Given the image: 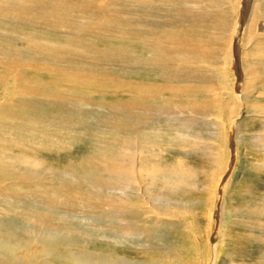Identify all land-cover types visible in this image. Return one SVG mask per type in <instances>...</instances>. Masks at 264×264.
Masks as SVG:
<instances>
[{"label": "bare ground", "instance_id": "obj_1", "mask_svg": "<svg viewBox=\"0 0 264 264\" xmlns=\"http://www.w3.org/2000/svg\"><path fill=\"white\" fill-rule=\"evenodd\" d=\"M135 1L137 2L136 5L143 4L142 0H128V3H135ZM155 1L156 30H154V27L151 30H149L150 28H144L146 33L151 32L150 37L148 36V38H146L148 44L152 45L155 51L159 50V52L164 54L163 59L156 58V64L154 65L160 67L159 69L162 71L164 70L165 73L163 74L165 76H173L174 78L184 77L186 78L185 80L193 83L199 81L202 82L200 87H205L204 85L207 84L206 86H208V89L213 92L211 93V97L208 101L205 100L206 102H203V104L189 100L186 103L177 105L169 102L170 106H167L166 104H159L160 98L156 99V105L152 102L151 98L145 97H141L140 102H132L131 100L126 103H123V101L120 102L123 104L118 102L117 104L114 103L112 105H109V103L105 100H94L97 107H102L103 116L100 114L97 115L96 126L88 125L91 128L87 129L85 127L87 125H83L84 128L80 127L81 125H77V123L75 124L73 120L78 117L88 118L89 116L79 113L74 109L70 112L71 115H74L75 117L73 120L70 119L71 123L70 121L68 122V117L57 118L59 109L62 111H65L66 109L70 110V108H66L63 105L61 106V104H80V102H78L75 98L82 97L76 95L73 97L70 92L61 87L63 86L61 82H56L54 80L47 82L32 75L37 72L47 73L51 78L54 77L55 79H60L61 75L63 77L68 75V77L75 78V81L70 79L71 81H74L72 83L78 84H81L79 82L83 80L93 81V83L96 82V80H105L109 83H116L117 86L123 84L119 79L120 75L124 74L129 68L139 67L142 64L141 62H147L148 64L146 65L154 67V65H152V60H150V62L141 61L137 59V56H134V62L127 61V66L122 68L121 72L116 71L118 68L116 70H110L105 66H101L99 67V69H101L99 71L105 73H103L102 76L94 77L97 75L92 76L93 73L85 71L86 69L88 70V66L91 67L92 63L96 65L97 62H94V58L97 59L98 57H105L106 55L114 57L115 55L110 54V52H102V50L96 47L93 48L89 46V42L92 41L93 43L95 40H106V38L109 39L114 35H120L121 37H123V35L143 37L142 34H138V31L141 29L140 25L137 23L134 24L135 22H139L135 21L137 18L134 17V19L130 21L131 18L126 15L127 12L125 9L119 10V8L112 7L118 5L113 0L108 6H104L103 4L100 5L96 2H92V0H0V20L4 19L3 17L18 20L13 23H8L6 20H3L6 24L0 27V64L8 69L5 73L0 72V139L3 140L4 136H11L13 138L24 137L26 138L24 141H29L28 144L17 141L14 142H16L18 146L23 145L25 148L27 147V150L33 145V143L40 145L41 147H55V144L53 143L54 139L60 138H65V142H67L66 139H70V141H87L89 137H87L86 133L88 134L89 132L94 133L95 136L96 134L101 135L100 137L110 136L111 138H107L109 141H113V138L120 139V141H122L121 145L102 142L101 140L95 144L97 145V149H99L98 145L103 146L105 149H102V153H105L104 155H107L112 159L110 163L107 162L103 164L104 167L100 172L103 176H107L108 172L110 177L113 179L112 172L105 169H107V166L110 167L109 164H114L117 166V171L113 170V172L117 174V179H128L126 186L119 188L120 193L116 191L113 193L109 192L111 193L110 196H113L116 199L103 198L104 195H108L106 190H101L103 187L100 189H98V187H94V189H92L93 191H88L87 189L88 192H85L87 196H82V189L74 186H68L69 184H61L60 189H52L53 192H49V194L42 191L43 193L39 195L41 196L39 197L41 200L48 202L54 201L52 205L48 202H41L43 203L42 205L45 204L48 208L53 209V212L49 209V211H46L43 207V210L35 211L34 213L31 211V214L27 213L29 215L24 216L23 218L26 221L35 224L31 229L26 228L27 230H21V228L11 226V224L6 223L8 222L7 220L3 222L0 219V264H15L14 258L16 257V253L18 251L24 252L26 257L24 259L26 262L28 261V264H32L40 255L46 256H44L45 260L42 264H134V261L130 259L111 256L104 250L87 249L86 245L88 244H86V242H77L73 245L79 249L74 248L73 251L66 250L67 248L73 247L71 242H69L70 240H66L73 234H71V232L69 233V230H63L57 226V222L62 219L60 216L62 215V212L57 207L58 205L74 207L79 205L82 199H84L86 209L89 211H97L101 217H104V213L102 212L104 205L110 206V203H112V205H117V215L114 214L115 216L113 217L115 221H121L123 213L127 210L128 215H131L132 219L136 218L138 222L142 224L143 228H146L145 230L143 229L144 232L146 231V234H151L152 231H156L157 225L158 229H161L163 226L167 225L169 227H174V223L177 224L179 221H188L189 228L186 229L188 235L183 233L182 230L176 229L177 234L173 236V239L171 238L174 245L171 251L157 252L156 254V247L152 248L148 246V244H144L145 247L140 251H142L145 255H148L150 259L146 262L149 264L217 263L218 247L217 243L213 242L217 233L216 230L214 232V229H216V227H220L219 224L221 220L214 224L215 220H212L211 218V230L207 236H203L207 242V249L205 251L201 249V255H197L199 249H195L193 246L189 245L192 237L195 238V242L197 244L205 242L202 241V237L200 238L199 235L195 233L199 227L194 221H192L193 219H188L185 216L189 203L181 197L185 190L184 194L193 188V186H190L189 184V188L185 186V178L190 179V176L187 175L186 167L180 162L163 165L164 163L158 161V157L160 156V152L162 150L159 148H156V152L154 150L153 145H162L159 143L161 141L163 143L165 138L167 139L171 137L172 135L170 134V131L173 129L171 130V126L167 123L164 124V127L160 126L158 123L156 124V127L145 126V128H141V125L151 113H155L153 111H156V116L161 114L165 115L167 118L174 117L179 120L178 122L180 125H187L189 124L190 119L193 120L192 118H196L197 116L205 118L215 116V110L213 109L214 105L223 104L225 99H229L228 101H230L231 96L233 98L234 92L231 85L233 84V74L231 73V80L228 81V91L226 88V83L228 84V82L225 83L222 81V75L218 74L216 69L220 72H224L225 70H233L234 68L232 56L233 32L240 23L238 20V13L241 10L240 7L244 6L245 8L247 6V1L227 0V3H230L231 6H222L223 4L221 0ZM129 4L124 2L122 5L128 12L131 11L130 13H133L132 9L128 8ZM131 5L132 4H130V6ZM228 7H231V11ZM249 12L250 19L249 21L247 20L248 23L244 26L241 33V46H238L237 48V53L240 51V72L242 74L240 76H242L243 80V82L241 80L243 88L240 91V95H242L243 100L248 98V94L253 89H258L261 85H264V31L262 32L260 31L261 29H259L262 26L264 27V0H254ZM122 13L124 15H122ZM145 13L146 12H144V14ZM126 19L128 20L127 22ZM127 23H129V27L127 26ZM124 24L126 26L120 27ZM150 25H148V27ZM22 27H33L36 30L34 32H29L27 30H22ZM41 29L44 34L45 31L53 32V35L54 32H62L67 35L66 38L68 39H65L64 43L57 41V38H54L55 40H53V38L51 39L43 35ZM8 31H12L14 33L21 43L20 46L13 41L14 36L8 33ZM117 38L120 39V37ZM24 42L25 45L23 44ZM22 44L24 46H22ZM85 46L88 49H85ZM62 47L69 48L66 49ZM129 49V47L124 46V48L118 49L120 50L118 52L119 54H121L120 52H126L127 54L129 52L130 54L135 55V53H131ZM86 56L93 57L91 58V62H88V59L85 58ZM84 64L86 65L84 66ZM157 72L159 71L157 70ZM127 73L128 72L125 74ZM126 82L128 83V81ZM203 82H206V84H203ZM52 84L58 85L55 87L52 86ZM82 85L84 86V84ZM129 85H132L133 88L136 89L137 94L141 95L144 93L141 89L142 86L140 87L136 81L134 83L130 82ZM122 86H124V84ZM186 86L188 87V85ZM157 93L159 96V92ZM37 95L42 97L37 98ZM184 96L187 98L190 97H188L187 94H184L181 97ZM35 99L43 100H41L42 102L39 101L35 107L32 105L30 107L29 104ZM49 99H54V101H50ZM83 99L87 100L86 98ZM46 100L49 103H43ZM232 104H234V102ZM39 105L55 107L57 112L50 113L42 111L37 109V106ZM174 105L176 106L174 107ZM16 108H22L23 110L18 111ZM210 108H212V110ZM160 110H164L165 112H160ZM19 114L21 116H19ZM182 116H185V118L183 119ZM9 119L12 120L9 121ZM24 124H29V128L25 127ZM9 130L17 131H15L14 134L13 132L11 134H5ZM72 132L79 133V135L72 136ZM83 134H85V137ZM174 134H177V132ZM30 136H36L38 142ZM59 136L61 137L59 138ZM171 138H173V136ZM89 141L90 140H88V142ZM125 143H129L130 147L124 146ZM146 144H148L149 150L145 149ZM27 145L30 146L28 147ZM95 145L94 148L96 147ZM90 146L92 145L90 144ZM115 151H119V157ZM123 151L134 155V157L136 156L134 169L130 167V163L127 164L125 160H122L124 159ZM145 151L149 152V154L155 153L154 155L156 156V159H154V161H150L148 159L147 162V160L143 158ZM9 154L10 153L5 150H0V165L2 166V168L0 166V184L5 183L4 181L8 178V176L15 180L18 179L24 182L26 179H32V176L36 175L35 172L29 171L28 169L26 171H22L23 166L30 165L34 170L35 166L38 165L36 162H32L33 158H31V156ZM95 159L97 160V158ZM222 159L223 156L218 150L215 161L216 166L221 164L220 160ZM226 169L227 165L224 166V169L222 173H220L215 184L208 187V195L211 198L206 199L208 208L213 206L216 211L221 210L222 213L224 212V205H222V199L219 200L217 198L216 192H220L223 188L221 186L223 184H221V181ZM185 172V178L181 177L185 174ZM60 174L57 176H61ZM66 174L69 173L66 172L64 174V178H67ZM155 179L156 184H161L164 189L168 191V193L162 192L161 195L163 196H159V201H162L163 203L162 206H158V202L156 201L155 203V200H152L151 203L145 200L151 195L150 193ZM37 180L36 186L42 182V178ZM110 182L108 181V183ZM43 183L46 184L47 182ZM107 186H111V184H108ZM157 186L156 189H158ZM11 187L12 185L9 186L7 184L0 186V198L3 196H5L4 198H10L9 190ZM109 188L115 189L112 186ZM39 190H41V188ZM33 197L34 200H40L38 196ZM101 199H103V201H101ZM110 200L112 202H109ZM172 207H175L174 210L167 209ZM13 209H15L14 206ZM112 209L108 208L109 213H111ZM2 210L3 209L0 208V212ZM19 210L16 213H19ZM9 212L10 210L8 213ZM253 213L257 214V216L263 214L262 211H257V209L255 212L253 211ZM110 216L112 217L111 214ZM206 216L208 217V215ZM96 217L100 218L98 215ZM39 227L42 228L40 229ZM123 227L124 228L112 224L107 233L110 231L112 232L108 235H98L97 233L101 232L96 230L94 226L91 231L92 234L83 231H78L74 234L78 233L83 240H87L88 237L87 243L90 241L89 244L95 243L92 237L95 238L96 236H99L102 238V236H106L107 240H104L112 244L122 243L124 246L130 248L133 246L141 248L138 245H140L143 237L135 239L132 236V230L129 225ZM144 232L142 234H144ZM210 234H212L213 237H211ZM145 239H147V236H145ZM33 244L40 246L42 253H39V251L36 250H30V247ZM58 247H65V250L59 251ZM159 250L160 248L157 251ZM46 259L48 260L46 261ZM15 260L17 262V259ZM225 264L232 263L226 262Z\"/></svg>", "mask_w": 264, "mask_h": 264}, {"label": "rangeland", "instance_id": "obj_2", "mask_svg": "<svg viewBox=\"0 0 264 264\" xmlns=\"http://www.w3.org/2000/svg\"><path fill=\"white\" fill-rule=\"evenodd\" d=\"M111 1L112 0H92V2H96L100 5L103 4L104 6H108ZM113 1H115L118 5L112 6V7L119 8V10L125 9L126 12L128 13L127 14L125 12L126 15L131 18L130 21H132L134 17L137 18L135 21H139V22H135L134 24L137 23L138 25H140L141 29L139 30L140 32L138 31V34H142L143 37L125 36V35L121 37L120 35L119 36L114 35L113 37H110L109 39L106 38V40H95L93 41V43L92 41L89 42V46L93 48L96 47L102 50V52H108V53L110 52V54L115 55L114 57L106 55L105 57H98L97 59L94 58L95 59L94 62L95 63L97 62L96 65L92 63L91 67L88 66V70L87 69L85 70V71H90L91 73H93L92 76L97 75L94 77L102 76L103 73H105V72L99 71L101 70L99 69V67L101 66H105L110 70L111 69L116 70L118 68V70L116 71L121 72V69L127 66L126 65L127 61L134 62V56H137V59L141 61L150 62V60H152V65L156 64V58L157 59L164 58L163 53L159 52V50L155 51L153 46L148 44V42L146 41V38H148V36L150 37L151 32L146 33L144 31V28L146 29L150 28L149 30H151L153 29V27H154V30H156V23H155L156 22L155 21L156 20V1L155 0H151V1L142 0L143 4L141 5L140 4L136 5L137 3L136 1L135 3L130 2V4H132L131 6L128 3V0L127 1L113 0ZM221 1L223 4L222 6L224 5L231 6L230 3H227V0L225 1L221 0ZM246 1H247L246 2L247 8L246 7L244 8V6L240 7L241 10L238 13L239 14L238 20L240 23L239 25H237L236 30L233 32L232 56H233L234 68L233 70L228 69V70H225L224 72H220L218 69H216L218 74L222 75V81H224L225 83L231 80L230 78L232 77V74H233V78H232L233 84H231L233 88V92H234L233 98L231 96L230 101H228L229 99H225V101H223V104L214 105L213 109L215 110V114H216L215 116H211L210 118L197 116L198 118L197 117L192 118L193 120L190 119V122L187 125H180L178 122L179 120L174 117L167 118L165 115H161V114H158L156 116V111H153L155 113H151L147 117V119H145L146 121L144 120L141 125V128H145V126L156 127V124L158 123L160 126L164 127V124L167 123L171 126V130L173 129L172 131H170V134L173 136V138H171L172 136L167 139L165 138L163 143L162 141L159 143L162 145H153L155 152H156V148H159L162 150L160 152V156H159L160 158L158 157L159 160L158 159L157 160L159 162L164 163L163 165H166L168 163L180 162L186 167L187 175L190 176V179L188 177H187L188 179H186L185 178L186 172H185V174L181 177L185 178L186 180L185 186L187 188H189V185H190V186H193L194 189L192 188L190 191H187L184 194V192L186 191L185 190L182 193V195L183 194L184 195L183 196L181 195V197L187 203H189L185 216L188 219H193L192 221H194L195 224L199 227L195 231V233L199 235L200 238L202 237V241L205 242V243L197 244L195 242V238L192 237V240L189 242V245L193 246L195 249H199V252L197 255H201L202 250L205 251L207 249V242L205 238H203V236H207L209 231L211 230L210 228L211 218L212 220L213 219L215 220L214 224H216L217 222L221 220L219 224L220 227L219 228L216 227V229H214V232L216 230L217 236L215 237V240H213V242L217 243V247H218V261L215 264H225L226 262H230L232 264H264V232H263L264 231V92H262L264 91V85H261L260 88L258 89H253L248 94V98L247 99L245 98L243 100L242 95H240L241 93L240 91L243 88V83H242L243 80H242V76H240L242 75L240 72V51H238L237 53L238 46L239 47L241 46V42H240L241 33L243 31L244 26L247 25L250 19L249 10L251 9L252 2L254 0H246ZM124 2L129 4L128 8L132 9L133 13H130L131 11L128 12L127 9L122 5L124 4ZM228 9H230L231 11V7L230 8L228 7ZM144 12L146 13L144 14ZM122 15L124 14L122 13ZM123 17L126 18L125 16ZM3 18L4 19L0 20V27L6 24V22L3 20H6L8 23H13L14 21L15 22L18 21L17 19H12L8 17H3ZM127 21L128 20L126 19V22ZM150 24H152L153 26ZM128 25L129 23H127V26ZM148 25L150 26L148 27ZM123 26H126V25L124 24V25H121L120 27H123ZM259 29H261L260 31L262 32L264 31L263 26L260 27ZM22 30L34 32L36 29H34L33 27H29V28L22 27ZM8 33L14 36L13 41L20 46L21 43L19 42L17 37L14 35V33L12 31H8ZM42 34L51 39L53 38V40H55L54 38H57L56 39L57 41H61L63 43L65 39H68L66 38L67 35L63 34L62 32H54V35H53V32L45 31V34L44 32ZM117 37H120V39ZM23 44L25 45V42ZM23 44L22 46H24ZM124 46L129 47L130 52L135 53V55L130 54L129 52L128 54L126 52L124 53L120 52L121 54H119L118 51L120 50L118 49L124 48ZM25 47H28V46H25ZM62 48L68 49L69 47H62ZM85 49H88V48L85 46ZM85 58L88 59V62H91V58L93 57L86 56ZM154 59H155V62H154ZM141 63L142 64L139 67L135 66L136 68H133V67L129 68L126 71L128 72L127 74H125L126 73L125 72L124 73L125 75L124 74L120 75L119 79L122 81L124 86H122L123 84L117 86L116 83H113V82L109 83L105 80H96V82L94 83L93 81H89V80L80 81L79 83L81 84L72 83L75 81V78L68 77V75H65L64 77L61 75L60 79H55L54 77L51 78L47 73H41V72H37L33 74L32 76H35L47 82H51L52 80L56 82H61V84H63V86L61 87H63L64 90L70 92V94H72L73 97L75 95L82 97V98H75L78 102H80V104L79 103L61 104V106L63 105L66 108H70V110L66 109L65 111H62L59 109L58 110L59 117L57 116V118L68 117L69 118L68 122L70 121V119L73 120V118L75 117L74 115H71L70 112H72V110L74 109L75 111L79 113H83L89 116L88 118L78 117L73 120L75 124L77 123V125H81L80 127H83V125H87L85 126L87 129L91 128L88 125L93 126L97 124V115L100 114L101 116H103L102 107L100 108L97 107L95 105L96 102H94V100H100V101L105 100L109 103V105H112L114 103L117 104L118 102L120 103L122 101L123 103H126L131 100L132 102L134 101L140 102L141 97H145V98H151L152 102L156 105V99L160 98L159 104H166L167 106H170V103L177 105V104L186 103L189 100L195 101L197 103L200 102V104H203V102H206L209 100V98L211 97V93H213L208 89V86H206L207 85L206 82H203V84H206L204 85L205 87H200L202 82L197 81L193 83L191 81L185 80L186 78L184 77H177V78H174L173 76L168 77L167 75L165 76L163 74L165 73V71L164 70L162 71L161 69H159L160 67L155 66V65L154 67L150 65H146L148 64L147 62L146 63L141 62ZM85 65L86 64H84V66ZM0 70H1L0 72L5 73L8 69L3 67V65L0 64ZM157 70L159 72H157ZM179 78L181 79L182 83ZM70 79L74 81H71ZM126 81H128V83ZM135 81L139 84L140 87L142 86L141 89L144 91L143 94L141 95L137 94L136 89H134L132 85L131 86L129 85L130 82L134 83ZM82 84H84V86ZM57 85L52 84V86H55V87ZM186 85H188V87ZM193 88H196L198 90L193 89ZM226 88L229 91V82L228 84L226 83ZM157 89L160 91H158ZM112 92H114L115 95ZM157 92H159V96ZM184 94H187L188 97L189 96L190 97L189 98L185 96L181 97ZM152 96H154L155 99ZM41 97L42 96L37 95V98H41ZM83 98H86L87 100H84ZM41 100L43 99H38V100L35 99L32 102L33 104L30 103L29 106L31 107L32 105L35 107L36 104L39 103V101ZM50 101H54V99H51ZM233 102L234 104H232ZM43 103H49V102L46 100ZM123 103H120V104H123ZM176 105H174V107ZM37 109H40L45 112H50V113L57 112V109L52 106L39 105L37 106ZM210 109L212 110V108ZM16 110L22 111L23 109L16 108ZM161 111L162 110H160V112ZM162 112H165V111L163 110ZM19 116L21 115L19 114ZM182 118L184 119L185 116L184 117L182 116ZM11 120L12 119H9V121ZM24 125L27 128H29L30 126L29 124H24ZM15 131L9 130L5 134H11L12 132L14 134ZM173 132L174 133L177 132V134H174ZM71 135L72 136L79 135V133L72 132ZM86 135L87 137H89L88 140H90L89 141L90 143L88 142V140L87 141H80V140L70 141V139H66L67 142H65L64 141L65 138H60L61 136H59L60 139H54L53 141V143L55 144V147H49V148H47V146L41 147L40 145L33 143L34 146L32 145L31 147H29L30 145H27L29 147L28 148L29 151L27 150V147L25 148L23 145L18 146V144L14 142V141H17V142L28 144L29 141L28 142L24 141L26 140V138L24 137L13 138L11 136H4L3 140L0 139V150H5L6 152L10 153L9 155L11 154L29 155L31 156V158H33L32 162H36L38 164L37 166H35V169H34L35 171L32 169L30 165H26L22 167V171H26L28 169L29 171H33L36 173V175L32 176V179H26L24 182H22L21 180H18V179L15 180L11 178L10 176H8V178L4 181L5 183L0 184V186L4 184H7L9 186L12 185L11 189L9 190L10 198H7V197L4 198L5 196L0 198V208L3 209L0 212V219L3 222L7 220L8 222L6 223L11 224V226L21 228V230L31 229L33 225L35 224L29 221H26L23 217L31 214L30 213L31 211L32 213H34L35 211L43 210L44 208L46 211L51 210L53 212V209L48 208L47 206H45V204L42 205L43 203L41 202H48V201L41 200L39 198L41 196L39 195L43 193L42 191H45L48 194L49 192L52 193L53 192L52 189L54 190L60 189L61 184L63 185L69 184L68 186H74L79 189H82V193H81L82 196H87L85 192L93 191L92 189H94V187H98V189L103 187V189L101 190H104V191L106 190V192L108 193V195H104L103 198L116 199L115 197L110 196V194L113 193L114 191L120 193L119 188L125 187L126 182H128V179H125V178L120 179V180L117 179V174L113 172V170H116L117 168V166L114 164H109L112 169L109 166H107L106 167L107 169H105L107 171L112 172L113 179L110 177L108 172H107V176H103L101 174L100 171L104 167L103 164L107 162L110 163L112 159L111 157L104 155L105 153L104 154L102 153L103 150L105 149L103 146L98 145L99 149H97V145L95 144L100 142L101 140L102 142H107V143H112V144L116 143V144L121 145L122 141H120V139H115V138H113L114 139L113 141H109V139L107 138H111L110 136L100 137L101 135H97V134L95 136V134L92 132H89L88 134L86 133ZM83 136L85 137V134H83ZM98 136H99V139H98ZM30 137L33 139H36V141L38 142L36 136H30ZM90 144L92 146H90ZM94 145L96 146L95 148H94ZM124 146L128 147L129 143H125ZM90 148H92L93 150ZM145 149H148V144H146ZM218 150L220 151V153L223 156V159L225 160L223 159L220 160L221 164L216 166L215 161H216ZM115 152L117 153L119 157V151H115ZM123 152L125 154L123 153L124 159L122 160H125L127 164L130 163V167L134 169L136 156L134 157V155L128 154L125 151ZM154 154L155 153L149 154V152L145 151L143 158H145L147 162H148V159L150 161H154V159H156V156ZM101 156H104V157H101ZM157 156H158V153H157ZM95 158H97V160ZM225 165H227V169L221 181V184L223 183L221 185L223 188L220 192H216L217 198L219 200L222 199V203H223L222 205H224V209H223L224 212L222 213L221 210L216 211L215 207L213 208V206L208 208L206 199L211 198L208 195V187L215 184L220 173H222ZM66 172L70 174V177H69V174H66L67 178H64V174ZM181 173H184V172H181ZM55 174L56 176L58 174H60L61 176L56 177ZM41 178H42V182L40 184H37L36 186V183L38 181L37 179H41ZM107 180L111 182L108 183ZM9 181H12V182H9ZM43 182H47V183L44 184ZM108 184H111V186L114 187L115 189L109 188L111 186H107ZM157 184H156V179H155V181L153 182L154 186L152 185V190L150 193L151 195L148 196V198L145 200L150 203L152 200H155L154 202L156 203L157 201L158 206L160 205L162 206L163 203L162 201H159V196L160 197L163 196L161 195L162 192L168 193V191L164 189V187L161 184H158V186ZM156 186L158 189H156ZM40 188L41 190H39ZM33 196H38L40 200L38 199L34 200ZM101 201H103V199H101ZM109 202H112V201L110 200ZM48 203L52 205L54 201L48 202ZM110 204H111L110 205L111 207L104 205V208L102 211L104 213V217H101V215L98 214L97 211H89L88 209H86L84 199H82L79 205L74 206V207L58 205L57 208L61 210L62 215H60L59 213L58 214L61 216L62 219L57 222L58 224L57 226H59L63 230H69L68 232L69 233L71 232V234H73L71 235V237H68L66 239L67 241L70 240L69 242H71L72 246L75 245V243L77 242H80V243L86 242V244H88L86 245L87 249L90 248V249H96V250H104L106 251V253L108 252V254L111 256L125 257L127 259H130L134 261V264H142V263L149 264L148 262H146L148 259H150L148 255H145L142 251H140L142 250V248L145 247V245L148 244V246L152 248L156 247V254L157 252L158 253L169 252L173 249V246H174L172 239H173V236L177 234L176 229H180L183 231V233H186V235H188V232H186V229L189 228L188 221L186 222L179 221L177 224L174 223L175 224L174 227L173 226L169 227L167 225V226H163L161 229H158V225H157L156 231H152L151 234L150 233L146 234V231L145 232L143 231L144 228L142 224L138 222L136 218L132 219L131 215H128L127 210L124 213L121 212L123 213L121 221H115L113 217L117 215L116 213L117 205L115 204L112 205V203ZM12 205L14 206L15 209H13ZM108 208L109 209L113 208L111 210V213H109ZM174 208L175 207L167 208V209L174 210ZM256 209L257 211H262L263 214L258 215V216L257 214H254L253 211L255 212ZM9 210L10 212L8 213ZM18 210H19V213H16L18 212ZM110 214L112 215V217L110 216ZM97 215L100 218L96 217ZM206 215H208V217ZM112 224H114L115 226L122 227V228H124L123 226L129 225L130 229L132 230L131 231L132 236L135 239H138L141 237L144 238V239L142 238L140 245H138L141 248H138L136 246H133L130 248V247L124 246L122 243L112 244L106 241L107 240L106 236H102V238L99 236H96L95 238L92 237L95 243L89 244L90 241L89 243H87L88 237H87V240L86 239L83 240V238H81V236H79L78 233L74 234L75 232H78V231L80 232L83 231V232L92 234L91 231L94 226L96 230H99L101 232V233H97L98 235L100 234L108 235V234H111L112 232L110 231L109 233H107L109 231V227ZM143 232L144 234H142ZM145 236H147V239H145ZM210 236L213 237L212 234H210ZM210 246H211V240H210ZM74 248H77V247L73 246V247L67 248L66 250L73 251ZM157 248L158 249L160 248V250L157 251L158 250ZM58 249L59 251H63L65 250V247L63 248L58 247ZM30 250H36V251H39V253H42L41 247L36 246V244H33L30 247ZM44 256L45 255L38 256L36 258V261H34L35 263L33 262L32 264L44 263L43 261L45 260L44 258L46 257ZM24 258H26L24 252L18 251L16 253V257L14 258L15 264H28L27 263L28 261L26 262ZM15 259H17V262ZM47 260L48 259H46V261Z\"/></svg>", "mask_w": 264, "mask_h": 264}, {"label": "water", "instance_id": "obj_3", "mask_svg": "<svg viewBox=\"0 0 264 264\" xmlns=\"http://www.w3.org/2000/svg\"><path fill=\"white\" fill-rule=\"evenodd\" d=\"M238 33V32H237Z\"/></svg>", "mask_w": 264, "mask_h": 264}]
</instances>
